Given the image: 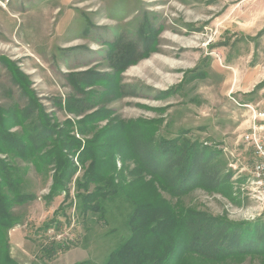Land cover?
Listing matches in <instances>:
<instances>
[{
  "label": "rangeland",
  "instance_id": "rangeland-1",
  "mask_svg": "<svg viewBox=\"0 0 264 264\" xmlns=\"http://www.w3.org/2000/svg\"><path fill=\"white\" fill-rule=\"evenodd\" d=\"M254 111H264V0H0L10 256L103 264L128 235L130 209L119 199L102 213L85 209L93 158L83 154L104 153L101 169L128 176L136 155L122 160L124 147L153 156L175 137L197 144L206 162L185 206L264 220L256 155L243 142ZM58 141L70 166L56 185ZM262 263L254 255L224 264Z\"/></svg>",
  "mask_w": 264,
  "mask_h": 264
},
{
  "label": "trees",
  "instance_id": "trees-1",
  "mask_svg": "<svg viewBox=\"0 0 264 264\" xmlns=\"http://www.w3.org/2000/svg\"><path fill=\"white\" fill-rule=\"evenodd\" d=\"M62 143L58 141L53 150L58 171L56 185L68 175L64 174L70 166L62 152ZM196 145L189 140L179 143L177 137L167 139L153 156L124 147L122 160L136 155L128 176L101 169L104 153L83 154L93 158L84 177V189L94 186L88 193L91 204L85 203V209L102 213L108 202L118 199L130 209L125 218L128 235L103 264H224L254 255L264 259V220L235 222L182 203L181 197L196 186L206 163ZM191 175L193 181H180ZM4 210L0 207V264H20L7 250L3 229L9 218ZM75 264H88V261Z\"/></svg>",
  "mask_w": 264,
  "mask_h": 264
},
{
  "label": "built area",
  "instance_id": "built-area-1",
  "mask_svg": "<svg viewBox=\"0 0 264 264\" xmlns=\"http://www.w3.org/2000/svg\"><path fill=\"white\" fill-rule=\"evenodd\" d=\"M260 116H264V113H260ZM243 142L251 144L254 154L256 155V161L254 164V178L258 188L263 193L264 198V136L252 128L248 133L243 135Z\"/></svg>",
  "mask_w": 264,
  "mask_h": 264
},
{
  "label": "crops",
  "instance_id": "crops-1",
  "mask_svg": "<svg viewBox=\"0 0 264 264\" xmlns=\"http://www.w3.org/2000/svg\"><path fill=\"white\" fill-rule=\"evenodd\" d=\"M260 113H264V111H261V112L254 111L253 116H252L253 119L252 121H250L251 123L249 125V129L255 128L259 132L260 135L264 136V116H260L259 115ZM246 145L252 147L251 144H246ZM81 260H85V258H82Z\"/></svg>",
  "mask_w": 264,
  "mask_h": 264
}]
</instances>
